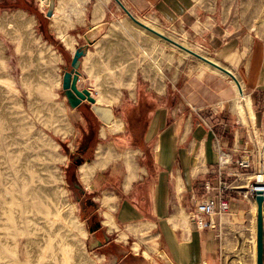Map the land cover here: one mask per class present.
Wrapping results in <instances>:
<instances>
[{"label": "crops", "instance_id": "1", "mask_svg": "<svg viewBox=\"0 0 264 264\" xmlns=\"http://www.w3.org/2000/svg\"><path fill=\"white\" fill-rule=\"evenodd\" d=\"M119 1L136 19L150 22L166 32L180 33L194 48L191 50L229 71L246 93L242 114L234 102L237 97L235 82L207 63H185L173 76L167 77L171 80L159 90L152 81L151 67L149 76L141 74L133 48L135 44L131 45L135 40L126 43L128 30L115 23L120 20L121 10L114 0H55L50 28L65 56L71 59L77 47L85 46L86 55L81 59L80 73L86 63L101 64V73L94 77L124 80L118 91L121 96H127V102L113 105L112 101L119 99L118 91L108 94L100 90L96 97L101 96L100 103L110 105L115 112L117 106L120 110L137 108L142 93L154 101L161 100L149 114L143 140L136 147L134 177L129 179L127 167L123 169L124 179L118 191L120 199L114 207L115 220L112 216L114 225H140V230L136 231L140 234L146 228L155 232L161 241V250H157L156 240H152L144 251L140 250L138 243L131 247L134 254H141L144 258V252H147V259H151V252L156 253L157 260L150 264H220L221 236L228 222L226 218L229 223L238 221L249 211L250 202L231 192L229 195L236 196V200L229 204V215L222 217L219 229L212 230H198L189 218V210L198 200L214 198L217 194L216 190L206 193L204 184L210 182L214 186L217 181L218 149L227 152L230 161L222 178L231 182L240 175L235 161L242 156L247 141L245 126L241 122L254 121L259 130L264 131V37L242 22L239 0ZM35 3L38 9L39 0ZM142 77L146 83L144 89L140 88L138 81ZM154 77L156 79V75ZM82 80L80 75L78 88H87L91 92L90 87L81 84ZM85 108H89L87 103L75 110L69 109L71 124L83 125L81 111ZM126 127V120L117 121L115 118L102 131L106 136L109 132L128 133L130 142ZM106 152L87 163L97 164L95 172L114 161L111 152L107 155ZM132 153L135 155L134 151ZM103 198L112 209L110 198L103 196L101 200ZM254 205H257L255 201L251 209ZM107 212L110 214V210ZM135 244H138L137 251L133 250Z\"/></svg>", "mask_w": 264, "mask_h": 264}, {"label": "rangeland", "instance_id": "2", "mask_svg": "<svg viewBox=\"0 0 264 264\" xmlns=\"http://www.w3.org/2000/svg\"><path fill=\"white\" fill-rule=\"evenodd\" d=\"M41 5L43 2L39 1L37 9L35 0H0V20L4 13L14 15L17 10L25 13V19H29V17L34 19L31 23L33 26L29 25L25 27L26 29L20 30L17 27L7 29L0 24V77H8L12 81L11 93L4 86H0V152L3 155L1 160H4V166L8 168L7 174L13 177L14 174H12L13 171L10 167L13 162H9V159L11 157L26 159L30 165H34L33 167L37 169L38 175L41 177L39 184L47 187L44 190L45 193L50 194L41 200L43 204L47 205L52 198V190H54L58 193L59 203L69 207L65 211V218L49 210L48 217L53 224L50 228H46V233H59V237L63 240L73 239L94 260L93 264H150L153 260H157L156 253L151 252V259H147L141 254H134L131 247L133 243H138L140 250L144 251L152 243V240H156L157 250H161L162 244L156 238L155 232L146 228L140 234L134 231L130 224L118 225L115 222L116 226L109 228L104 223V211L110 210V214L114 218L116 210L114 207L120 199L118 191L120 183L124 179L123 169L125 166L127 167V159L131 162L134 170L137 167L136 147H139L142 141L140 139L135 140L129 126L128 118L132 114V107H125L124 110H120V107L116 105L114 112L117 121L126 120V131L129 130L130 142L127 139L128 133L109 132L102 139L100 136L104 126L89 108L81 111L82 126L71 124L70 108L67 106L61 90L62 74L65 70H69L70 58L65 56V53L64 55L60 53L54 45L50 20L44 17L46 6L41 7ZM119 8L121 10L120 20H116L115 23H120L121 27L128 30L127 35H125L126 43L135 40L131 42V45L135 44L133 48L136 52L137 65L140 67L141 74L149 76L151 67L152 81L156 82L159 90L167 84V81L171 80L167 77L173 76L174 72L185 63L205 64L194 56L186 55L181 49L166 40L140 28L132 22L120 6ZM39 12H42L41 14L46 20H41L38 17ZM239 13L242 22L247 27L264 37V0H239ZM154 26L165 37L179 45L183 44L194 49L187 44L180 33L166 32L158 26ZM24 38L29 41L31 46L27 51L20 49L21 41ZM37 42L48 46L52 53L59 54L61 61L47 62L34 58L33 47ZM125 48L128 49L127 46ZM98 73H101V64H94L93 66L86 63L81 72L83 79L81 84L92 89L91 92L95 99L100 90L110 93L115 90L118 91L119 85H123V79L108 78L107 76L103 78L94 77ZM107 74L116 75L117 73ZM155 75L156 79H154ZM23 76H27L26 79L30 81L31 85L40 79L43 83L40 91L38 89L33 90L31 85L24 86L22 84ZM144 80L143 77L138 80L142 89L146 85ZM39 93L42 94L41 101H39ZM243 93L246 95L244 90ZM118 95V101L114 100L111 104L115 105L120 101L121 103L128 101L127 96H121L119 91ZM144 97L145 94L142 93V100ZM147 99L153 101L155 107L161 103L159 98L157 101H154L153 98L150 99V97ZM241 103L243 104L244 100ZM145 112L149 118L151 111ZM255 120H257L256 117ZM6 122H9L11 126L8 129H5ZM241 123L244 126L253 125L255 142L259 144L264 142V131L259 130L254 121ZM70 124L73 126L71 127ZM67 127L70 129V133H64ZM7 140H11L8 145ZM99 145L104 146L102 155L105 154V150L107 151L106 155L111 152L114 161L106 168L97 170L93 174L90 181V186H93L91 190L90 186L87 187V184L81 179L79 167L84 163H91L96 157H99L95 152ZM84 146L88 147L89 153L79 157ZM133 151L135 155L132 153ZM146 163L148 165V162ZM74 186L79 187L81 192L76 190ZM103 196L110 198L112 209L102 204L101 198ZM254 201L249 200V211L238 221L229 223V219L226 218L228 222L224 226V235L221 236L220 264H256L257 205L251 209V204ZM261 211L264 264V200ZM77 222L79 223L77 224ZM97 226L99 229L95 231ZM16 233L13 240L15 242L18 240L20 245L18 242L11 243L9 254L3 252V261L6 264H33L31 261L33 253L31 254L27 245L28 236L26 232L21 235ZM64 264H69L68 260Z\"/></svg>", "mask_w": 264, "mask_h": 264}, {"label": "bare ground", "instance_id": "3", "mask_svg": "<svg viewBox=\"0 0 264 264\" xmlns=\"http://www.w3.org/2000/svg\"><path fill=\"white\" fill-rule=\"evenodd\" d=\"M24 16V13H21L19 11H17V13L14 15L4 14L1 17L0 24L5 26L7 29H11L13 27H17L19 28V30L24 29L25 27L31 25L34 20H32L31 17H29V19H25L26 16ZM54 19L56 22L59 21V18ZM136 20L146 28L159 34L160 37L164 36V34L161 31H158L153 24H150V22H146L142 19ZM179 46L182 47L179 49H181L182 52L186 55L189 54L187 50L194 52L186 45L182 44ZM29 48H31L29 41L26 38L22 39L20 49H24V51H27L29 50ZM33 49L35 56L34 58L38 60H45L47 62L60 60L59 55H57L55 52L52 53L49 50L48 46L39 44L37 42ZM206 60L212 63V67H214L215 70L220 71L219 67L221 68V66L219 64L214 63L208 59ZM26 78L27 76H23L22 84L24 86H30V81H28V79ZM1 85L4 86V88H6V90L10 93L12 92V81L10 80V78H2L0 80V86ZM42 85V81L40 79H37L35 81V84H32L31 86L33 90L38 89V91H40ZM236 85L237 97L234 99V102L243 114L245 108L243 105L244 103L242 104L241 102L244 99V93L242 92V88L240 87V85L238 83ZM38 96L39 101H41L42 94ZM96 101L100 103L101 96H99ZM247 109L252 115V110L249 104H247ZM10 127L11 126L9 122H6L5 129H8ZM120 128L122 129V126H120ZM70 132L71 131L68 127L64 130V133ZM105 135V131H102L101 137H104ZM10 142L11 140H7V145L10 144ZM103 148L104 146L102 145H99L97 148V155L99 157L102 156V153L104 151ZM1 158H3V155L0 152V264H6L5 261H3V252L5 251L8 252L7 254H9V252L11 251V243L15 242L13 238L16 232L20 235L23 234V232H26L28 236L27 245L31 254L33 253V259L31 260L33 264H64L67 260L69 264H93L94 260L89 257L87 255V252H85L84 249L80 247L73 239L63 240L61 237H59V233H46V228H50L53 224V222L48 217L49 210L56 212L57 215H61L65 218V211H67L69 207L66 205L62 206L59 203V200L57 199L58 193L54 190H52V198L50 199V201H48L47 205L43 204L41 200L43 198H46V196L50 194L45 193L44 191L47 187L39 184V182H41V177L38 175L37 169L33 167L34 165H30V163L22 157H11L9 159V162H13V165H11L10 167L13 171L12 174H14V176L11 177L10 174H7L8 168L4 166V160H1ZM126 164L129 171L128 178L132 179L134 177L132 175L133 167L128 159L126 161ZM96 166L97 164L84 163L79 167L80 177L87 184V187L90 186V181L93 178ZM101 201L103 205L108 206V201L106 198H103ZM104 216L106 218L104 223L108 225L109 228L115 227L112 216L109 214V212L105 211ZM183 219H185V217H183ZM78 223L79 222H77V224ZM133 228L134 231H139L141 226L137 225ZM16 242H18V240ZM133 250H138V244L134 245ZM144 256H146L147 258V256L149 255L147 252H144ZM164 260L166 261L165 256Z\"/></svg>", "mask_w": 264, "mask_h": 264}, {"label": "built area", "instance_id": "4", "mask_svg": "<svg viewBox=\"0 0 264 264\" xmlns=\"http://www.w3.org/2000/svg\"><path fill=\"white\" fill-rule=\"evenodd\" d=\"M245 132L247 141L243 145V154L235 161L240 175L235 176L231 182L222 178L230 163L229 155L218 149L217 181L214 186L210 182L204 184L206 193L216 190L217 194L214 198L198 200L189 210V218L198 230L219 229L222 217L229 215V204L236 200V196L249 201L261 194L264 199V142H255L253 125L245 126ZM231 192H235L236 196L229 195ZM215 218L218 219L217 223Z\"/></svg>", "mask_w": 264, "mask_h": 264}, {"label": "water", "instance_id": "5", "mask_svg": "<svg viewBox=\"0 0 264 264\" xmlns=\"http://www.w3.org/2000/svg\"><path fill=\"white\" fill-rule=\"evenodd\" d=\"M40 2H43L46 6V12L44 14V17L48 20H51L54 13L55 8V0H39ZM115 2L121 7V9L130 17L133 23H135L140 28L145 29L146 31L158 36L159 38H162L163 40H166L170 44L176 46L177 48H182L179 46L178 43L174 42L173 40L165 37V36H159L156 32L146 28L144 25H142L140 22L136 20L134 16L130 14V12L123 6V4L119 0H115ZM189 55L194 56L201 60L204 63L210 64L212 63L207 61L204 57L201 55L194 53L192 51L187 50ZM86 55V47L85 46H79L77 47L73 55L71 56L70 63H69V70H65L62 74L61 79V90L62 94L65 98L67 106L71 110L77 109L79 106H81L83 103H87L89 105V109L92 112V114L98 119V121L103 125H110L114 119L115 114L114 110L111 106L98 103L96 99L92 96L90 90L86 88L79 89L78 88V82L80 78V64L81 59ZM219 70L229 76L236 84L237 80L236 78L229 72L226 71L223 68L219 67ZM90 189H93V186H90ZM83 192V190H82ZM263 196L261 194H257L255 197V201L257 203V224H256V264H263V222H262V211L261 206L263 202Z\"/></svg>", "mask_w": 264, "mask_h": 264}, {"label": "trees", "instance_id": "6", "mask_svg": "<svg viewBox=\"0 0 264 264\" xmlns=\"http://www.w3.org/2000/svg\"><path fill=\"white\" fill-rule=\"evenodd\" d=\"M37 15L39 18H41V20L45 19L40 12ZM48 39L51 40V38ZM53 43L59 50V52L64 55L65 51L63 47L54 39ZM145 97L143 100L142 98L139 99V105L137 108H131L132 114L128 118L129 126L132 129L133 137L135 138V140L140 139L141 141L143 140L144 136V128L147 126L148 123L147 113L145 111H153L156 106L154 105L153 101L147 99L148 96L146 98ZM87 153H89V149H87Z\"/></svg>", "mask_w": 264, "mask_h": 264}, {"label": "flooded vegetation", "instance_id": "7", "mask_svg": "<svg viewBox=\"0 0 264 264\" xmlns=\"http://www.w3.org/2000/svg\"><path fill=\"white\" fill-rule=\"evenodd\" d=\"M87 149H88V147L87 146H84V148L80 152L81 155H79V157H82L85 153H87ZM75 188H76V190L80 191L79 187L76 186ZM98 229H99V226L96 227V230L95 231H97Z\"/></svg>", "mask_w": 264, "mask_h": 264}]
</instances>
